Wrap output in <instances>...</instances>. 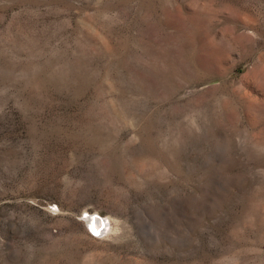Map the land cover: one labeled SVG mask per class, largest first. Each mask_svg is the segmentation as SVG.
Wrapping results in <instances>:
<instances>
[{
  "label": "rangeland",
  "instance_id": "rangeland-1",
  "mask_svg": "<svg viewBox=\"0 0 264 264\" xmlns=\"http://www.w3.org/2000/svg\"><path fill=\"white\" fill-rule=\"evenodd\" d=\"M0 264H264V0H0Z\"/></svg>",
  "mask_w": 264,
  "mask_h": 264
},
{
  "label": "bare ground",
  "instance_id": "bare-ground-1",
  "mask_svg": "<svg viewBox=\"0 0 264 264\" xmlns=\"http://www.w3.org/2000/svg\"><path fill=\"white\" fill-rule=\"evenodd\" d=\"M85 222H86L88 229L92 230L95 233L97 232L98 234H100L104 231L103 228L105 224V219L98 218L96 215L94 216L88 215L86 217Z\"/></svg>",
  "mask_w": 264,
  "mask_h": 264
}]
</instances>
